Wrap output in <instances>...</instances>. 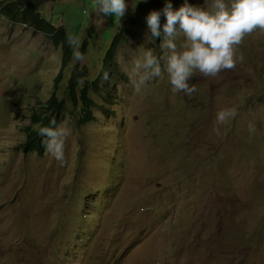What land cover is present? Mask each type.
I'll return each mask as SVG.
<instances>
[{
    "label": "rangeland",
    "instance_id": "374dc122",
    "mask_svg": "<svg viewBox=\"0 0 264 264\" xmlns=\"http://www.w3.org/2000/svg\"><path fill=\"white\" fill-rule=\"evenodd\" d=\"M140 1L127 0L119 18L98 15L97 0H46L44 18L86 57L63 71L60 46L0 16V264H264V32L244 38L234 69L196 72L191 96L173 92L166 71L137 91L139 47L162 55L149 29L117 47L111 73L101 70ZM75 69L87 72L78 85L95 105L80 125L64 92ZM56 87L66 105L58 125L71 129L63 166L23 146ZM219 109L236 114L217 134Z\"/></svg>",
    "mask_w": 264,
    "mask_h": 264
},
{
    "label": "clouds",
    "instance_id": "9594fccd",
    "mask_svg": "<svg viewBox=\"0 0 264 264\" xmlns=\"http://www.w3.org/2000/svg\"><path fill=\"white\" fill-rule=\"evenodd\" d=\"M127 7V0H97L95 5L98 15L119 18L125 15ZM162 13L166 17L163 27L161 11L153 10L146 17L150 31L148 39L153 43L162 38L159 45L162 55L154 54L151 47H139L140 54L133 61L130 73L131 82L137 91L148 80L161 77L162 72L166 71L172 91L191 96L197 89L189 81L196 72L204 77H215L223 70L234 69L236 49L244 38L257 30L264 32V0H212L208 8L185 2L178 10H174L170 0H166ZM180 37L183 40L178 45ZM67 42L73 49L74 59L84 62L86 57L79 51L80 40L69 34ZM96 85L93 83L94 88ZM94 106L90 109L91 113ZM235 114L232 109L217 111V127L214 129L217 134L219 126L226 124ZM51 123L52 126L40 127L38 134L44 138L42 144L45 154L63 166L65 143L71 135V129L66 122L57 125L53 120ZM249 130H253L252 125ZM18 264L27 263L20 259Z\"/></svg>",
    "mask_w": 264,
    "mask_h": 264
},
{
    "label": "trees",
    "instance_id": "16d2710c",
    "mask_svg": "<svg viewBox=\"0 0 264 264\" xmlns=\"http://www.w3.org/2000/svg\"><path fill=\"white\" fill-rule=\"evenodd\" d=\"M193 1L195 0H170L174 10H178L185 2L188 3ZM45 2L46 0H2L0 1V16L6 17L13 23H21L26 25L27 28H33L36 32L43 33L55 46H60L63 51V71L73 58V49L67 42L69 33L67 30L57 28L51 21L44 18L42 7ZM165 3L166 0H142L137 4L134 15L125 16L121 20L120 25L117 27L118 33L114 36L110 46L105 52L102 62V75H106L116 67L114 64L116 49L123 41H127V37L137 38L146 29H149L146 23V17L151 11H161V27H163V24L166 23V17L162 13ZM85 45L86 42L84 43V46ZM62 71L56 79L57 83L62 79ZM86 73L85 70L75 69L64 90L74 106H80V112H78L76 119L77 125L82 124L84 121L88 122L93 118L90 109L94 106V103L89 96V90L86 84L78 85L81 77L85 76ZM94 84H97V82H94ZM57 88L58 87H56L49 98L42 103L43 109L34 110L31 115L30 123L24 127L26 139L24 140L23 146L25 149L35 150L40 153L45 151V147L42 144L44 138L38 134V129L40 127L52 126L51 122L53 120H55L58 125L63 110L66 107L64 99H61L57 95ZM77 234L79 238V232H77ZM127 255L128 252H126L123 257ZM120 261L121 260H119V262Z\"/></svg>",
    "mask_w": 264,
    "mask_h": 264
}]
</instances>
